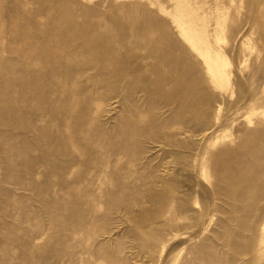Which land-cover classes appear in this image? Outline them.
Wrapping results in <instances>:
<instances>
[{
  "label": "rangeland",
  "instance_id": "obj_1",
  "mask_svg": "<svg viewBox=\"0 0 264 264\" xmlns=\"http://www.w3.org/2000/svg\"><path fill=\"white\" fill-rule=\"evenodd\" d=\"M0 264H264V0H0Z\"/></svg>",
  "mask_w": 264,
  "mask_h": 264
},
{
  "label": "bare ground",
  "instance_id": "obj_2",
  "mask_svg": "<svg viewBox=\"0 0 264 264\" xmlns=\"http://www.w3.org/2000/svg\"><path fill=\"white\" fill-rule=\"evenodd\" d=\"M183 21V20H182ZM184 23V22H183ZM182 23V24H183ZM184 25V24H183ZM189 26V25H188ZM183 28V27H182ZM192 29V28H191ZM190 29V30H191ZM188 30V29H187ZM186 31H184L183 30V34L185 33ZM193 32V31H192ZM189 33V32H188ZM194 34V33H193ZM192 34V35H193ZM199 34V33H198ZM182 35V34H181ZM185 35V34H184ZM190 35V34H189ZM203 35V34H202ZM186 36V35H185ZM187 37H188V35H187ZM190 37H188V39H189ZM191 38H192V36H191ZM194 38H197L196 36L194 37ZM193 38V39H194ZM186 39V38H185ZM205 40V39H204ZM191 41V40H190ZM193 41V40H192ZM195 41V40H194ZM193 41V42H194ZM197 42V41H196ZM195 43V42H194ZM196 44V43H195ZM212 44V43H211ZM214 49V48H213ZM212 49V50H213ZM214 52H216L215 50H214ZM206 57H207V63H208V65H209V67H208V69H209V71L212 73L211 75H212V78H213V81L214 82H216L217 83V81H218V79H220L221 78V76H222V71H221V66H219V65H221V62H220V60H219V58H218V56H214V58L210 55V53H208L207 55H206ZM221 58V57H220ZM218 62V63H217ZM216 63H217V65H216ZM212 68H215L214 70H212ZM217 73V74H216ZM238 176H240V175H242L241 173H238L237 174ZM244 175V174H243ZM242 175V176H243ZM242 176H240L239 178H241ZM244 178V177H243Z\"/></svg>",
  "mask_w": 264,
  "mask_h": 264
}]
</instances>
